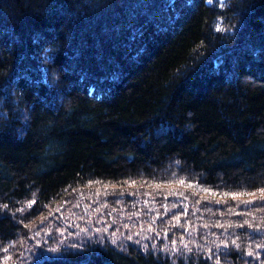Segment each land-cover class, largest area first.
<instances>
[{
  "label": "trees",
  "instance_id": "1",
  "mask_svg": "<svg viewBox=\"0 0 264 264\" xmlns=\"http://www.w3.org/2000/svg\"><path fill=\"white\" fill-rule=\"evenodd\" d=\"M0 264H264V0H0Z\"/></svg>",
  "mask_w": 264,
  "mask_h": 264
},
{
  "label": "clouds",
  "instance_id": "2",
  "mask_svg": "<svg viewBox=\"0 0 264 264\" xmlns=\"http://www.w3.org/2000/svg\"><path fill=\"white\" fill-rule=\"evenodd\" d=\"M55 51V49L51 48V47H45L44 49H42L41 53H40V57H41V61H42V69H45V66L48 63L52 62V57H51V53H53ZM51 76H52V83L49 84V86L51 87L53 84L58 83L60 80V73L58 71L52 70L51 72Z\"/></svg>",
  "mask_w": 264,
  "mask_h": 264
},
{
  "label": "snow or ice",
  "instance_id": "3",
  "mask_svg": "<svg viewBox=\"0 0 264 264\" xmlns=\"http://www.w3.org/2000/svg\"><path fill=\"white\" fill-rule=\"evenodd\" d=\"M249 255H251V253H249Z\"/></svg>",
  "mask_w": 264,
  "mask_h": 264
}]
</instances>
